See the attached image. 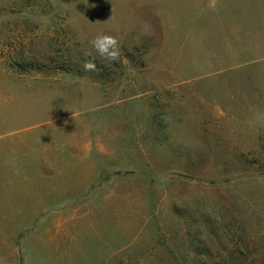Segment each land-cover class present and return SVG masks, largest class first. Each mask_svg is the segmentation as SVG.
<instances>
[{"label": "rangeland", "instance_id": "obj_1", "mask_svg": "<svg viewBox=\"0 0 264 264\" xmlns=\"http://www.w3.org/2000/svg\"><path fill=\"white\" fill-rule=\"evenodd\" d=\"M6 236L14 264H264V0H0Z\"/></svg>", "mask_w": 264, "mask_h": 264}, {"label": "clouds", "instance_id": "obj_2", "mask_svg": "<svg viewBox=\"0 0 264 264\" xmlns=\"http://www.w3.org/2000/svg\"><path fill=\"white\" fill-rule=\"evenodd\" d=\"M92 48L98 55L109 62H115L120 58L119 41L116 37L108 34H99L91 42ZM91 55V52L87 53ZM83 69L86 72L97 71V65L93 60H88L83 64Z\"/></svg>", "mask_w": 264, "mask_h": 264}, {"label": "crops", "instance_id": "obj_3", "mask_svg": "<svg viewBox=\"0 0 264 264\" xmlns=\"http://www.w3.org/2000/svg\"><path fill=\"white\" fill-rule=\"evenodd\" d=\"M14 213L17 214L19 217H21L23 215V211H21V210L16 211ZM15 230L16 229L14 228L13 231H15ZM11 236H13V235H11ZM6 239H7V236L5 237V243H4V246L2 247L3 254L2 253L0 254V264H14V261H13L14 260L13 259L14 258L13 257L14 256L13 249H12V246H10L11 251L7 250ZM10 239H11V237H10Z\"/></svg>", "mask_w": 264, "mask_h": 264}]
</instances>
